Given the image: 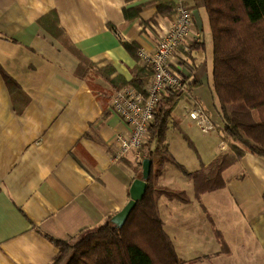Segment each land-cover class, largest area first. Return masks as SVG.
Returning <instances> with one entry per match:
<instances>
[{
	"label": "crops",
	"instance_id": "1",
	"mask_svg": "<svg viewBox=\"0 0 264 264\" xmlns=\"http://www.w3.org/2000/svg\"><path fill=\"white\" fill-rule=\"evenodd\" d=\"M159 1L0 0V264H49L59 252L50 237L103 224L130 200L141 150L118 156L117 135L128 128L111 105L117 90L137 88L132 81L146 67L138 52L154 51L159 29L174 21V12L158 14ZM171 1L192 8L204 42L189 56L190 45L180 49L197 64L180 66L188 91L174 113L183 124L188 97L210 112L213 80L199 57L210 24L205 0ZM221 125L193 169L167 138L186 172L169 178L166 165L161 185L189 201L162 195L158 208L183 264H264V158L246 152L200 194L190 175L225 153Z\"/></svg>",
	"mask_w": 264,
	"mask_h": 264
},
{
	"label": "trees",
	"instance_id": "2",
	"mask_svg": "<svg viewBox=\"0 0 264 264\" xmlns=\"http://www.w3.org/2000/svg\"><path fill=\"white\" fill-rule=\"evenodd\" d=\"M159 2V15L176 12L173 1ZM205 7L213 38L212 94L218 102L223 140L232 142L207 168L190 174L198 194L217 188L222 172L246 152L264 158V0H205ZM201 38L190 44L187 56L191 50L204 47ZM190 60L184 59L180 66L195 71L197 64ZM177 72L187 86L186 74L180 67ZM136 74L132 85L143 90L153 71L144 67ZM184 94L181 90H166L154 111L149 138L140 148L141 162L152 160L148 189L126 223L119 227L110 217L67 239L50 237L59 252L49 264H183L158 207L162 195L189 201L185 191L163 188L160 182L168 164L186 172L166 143L170 125H180L174 109Z\"/></svg>",
	"mask_w": 264,
	"mask_h": 264
},
{
	"label": "built area",
	"instance_id": "3",
	"mask_svg": "<svg viewBox=\"0 0 264 264\" xmlns=\"http://www.w3.org/2000/svg\"><path fill=\"white\" fill-rule=\"evenodd\" d=\"M192 11L183 3H178L173 23L168 27H161L158 31L155 50L149 52L142 48L138 52L143 66L150 67L153 71L145 88L141 90L125 87L114 92L112 111L128 128L127 133L117 135L118 156L140 149L147 141L154 111L166 90H181L186 94L185 79L178 74L177 68L185 59L181 54V47L187 49L201 37L200 31L194 25ZM186 103L187 115L203 132L218 127L200 101L188 97ZM226 147L225 143L222 148Z\"/></svg>",
	"mask_w": 264,
	"mask_h": 264
},
{
	"label": "rangeland",
	"instance_id": "4",
	"mask_svg": "<svg viewBox=\"0 0 264 264\" xmlns=\"http://www.w3.org/2000/svg\"><path fill=\"white\" fill-rule=\"evenodd\" d=\"M205 34H206V51L201 53L199 57H202V60L207 62V70L209 73V78L210 80H212L211 74H212L213 47H212V37H211V31L209 25L206 27ZM206 90L208 91V87L206 88ZM206 102H207V107L210 109V112L212 114L211 117L213 118L215 123L220 124L221 121L220 116L217 115L218 113L216 112L213 106L214 103H218L217 98L214 97L213 94L211 95L209 92V99H207ZM202 105L205 107L203 103ZM183 111H184V104L181 103L176 108L175 112L177 115L180 116L183 114ZM218 127L212 129L211 130L212 132L211 131H209V133L203 132L191 118L185 120L183 124H180L177 127L170 125L169 131L167 133V137H168V142L170 143L171 151L173 152V154L181 164H183L185 167L193 169V163L200 164L202 162V157H205L204 154L205 148L213 147L214 141L220 140V136L217 131ZM230 142H232V140H228L226 142L228 147L230 145ZM224 144L225 143L222 142L221 147L224 146ZM168 168H169L168 174L170 175V177L168 176L169 178L172 177L176 178L177 175L180 174V169L177 168V166L173 164H169ZM171 181L174 182V180ZM162 187L171 189L168 187H164L163 185Z\"/></svg>",
	"mask_w": 264,
	"mask_h": 264
},
{
	"label": "water",
	"instance_id": "5",
	"mask_svg": "<svg viewBox=\"0 0 264 264\" xmlns=\"http://www.w3.org/2000/svg\"><path fill=\"white\" fill-rule=\"evenodd\" d=\"M152 160L145 158L142 162V176L136 178L130 187V200L128 203L111 218V222L119 227H122L128 217L130 216L133 208L137 205L138 201L142 200L148 189L147 180L151 174Z\"/></svg>",
	"mask_w": 264,
	"mask_h": 264
},
{
	"label": "bare ground",
	"instance_id": "6",
	"mask_svg": "<svg viewBox=\"0 0 264 264\" xmlns=\"http://www.w3.org/2000/svg\"><path fill=\"white\" fill-rule=\"evenodd\" d=\"M115 30V29H114ZM138 55V54H137ZM138 59V58H137Z\"/></svg>",
	"mask_w": 264,
	"mask_h": 264
}]
</instances>
